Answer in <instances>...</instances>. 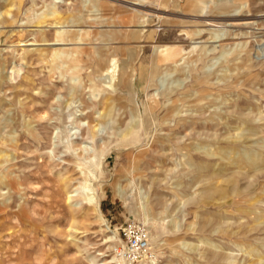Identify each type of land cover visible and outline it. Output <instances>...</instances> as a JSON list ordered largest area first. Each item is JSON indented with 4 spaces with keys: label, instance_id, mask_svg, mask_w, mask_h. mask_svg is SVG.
I'll use <instances>...</instances> for the list:
<instances>
[{
    "label": "rangeland",
    "instance_id": "374dc122",
    "mask_svg": "<svg viewBox=\"0 0 264 264\" xmlns=\"http://www.w3.org/2000/svg\"><path fill=\"white\" fill-rule=\"evenodd\" d=\"M0 264H264V0H0Z\"/></svg>",
    "mask_w": 264,
    "mask_h": 264
},
{
    "label": "built area",
    "instance_id": "2783aa9c",
    "mask_svg": "<svg viewBox=\"0 0 264 264\" xmlns=\"http://www.w3.org/2000/svg\"><path fill=\"white\" fill-rule=\"evenodd\" d=\"M120 244L116 253L127 260L139 261L149 255L151 246L150 235L147 230L135 225L128 224L120 238Z\"/></svg>",
    "mask_w": 264,
    "mask_h": 264
},
{
    "label": "bare ground",
    "instance_id": "6f19581e",
    "mask_svg": "<svg viewBox=\"0 0 264 264\" xmlns=\"http://www.w3.org/2000/svg\"><path fill=\"white\" fill-rule=\"evenodd\" d=\"M53 13L54 14H58L59 15V13L56 11V10H53ZM10 14V13H9ZM227 21V20H226ZM60 24V26H62L61 24L62 23H59ZM63 27V26H62ZM63 37H64V35L63 34H59V38L56 40L58 43H55V44H52V45H58L59 44V42L60 41H63L62 39H63ZM57 51V50H56ZM60 51V50H59ZM59 54H63L64 52L63 51H60V52H58ZM113 62H115V60H113ZM133 62V61H132ZM125 63H126V61H125ZM111 64V63H110ZM116 65V62L114 63V66ZM127 65V64H126ZM126 65H124V67H126ZM128 66V65H127ZM127 68H129L130 69V67H127ZM110 69H112V68H110ZM21 70H23V69H21ZM125 71H128V70H126L125 69ZM18 74H16L15 73V71H13L12 72V74H11V76H10V78H11V80H15L18 76H17ZM119 84H121L122 85V83H121V80H120V78H119V81H118V86H119ZM120 85V86H121ZM112 86V85H111ZM119 86V87H120ZM104 117L106 118V116L104 115ZM108 119V118H107ZM100 122V121H99ZM98 122V123H99ZM98 127V126H97ZM96 133V132H95ZM1 183H3V182H1ZM95 206V205H94ZM95 209H97V204H96V206H95ZM96 211V210H95ZM100 217V220H103V218L101 217V215L99 216ZM118 257H119V255H118Z\"/></svg>",
    "mask_w": 264,
    "mask_h": 264
}]
</instances>
